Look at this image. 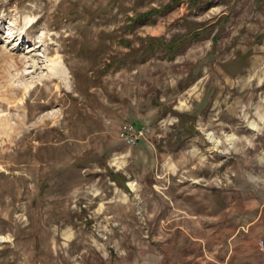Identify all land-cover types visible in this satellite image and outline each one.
I'll return each instance as SVG.
<instances>
[{
  "label": "rangeland",
  "instance_id": "rangeland-1",
  "mask_svg": "<svg viewBox=\"0 0 264 264\" xmlns=\"http://www.w3.org/2000/svg\"><path fill=\"white\" fill-rule=\"evenodd\" d=\"M256 222L264 0H0V264H264Z\"/></svg>",
  "mask_w": 264,
  "mask_h": 264
},
{
  "label": "built area",
  "instance_id": "built-area-1",
  "mask_svg": "<svg viewBox=\"0 0 264 264\" xmlns=\"http://www.w3.org/2000/svg\"><path fill=\"white\" fill-rule=\"evenodd\" d=\"M151 128L147 125H136L132 122L121 124L118 136L129 145H135L139 141L148 140L151 136ZM260 247L264 251V238L260 240Z\"/></svg>",
  "mask_w": 264,
  "mask_h": 264
},
{
  "label": "crops",
  "instance_id": "crops-1",
  "mask_svg": "<svg viewBox=\"0 0 264 264\" xmlns=\"http://www.w3.org/2000/svg\"><path fill=\"white\" fill-rule=\"evenodd\" d=\"M261 235L262 236L264 235V224L261 223V222H256L252 226V228L250 230V234H245V235L242 236V237H244V236L245 237H244L243 240H241V243L244 244V246L247 247L250 250H253V251H258L259 250V252H261L264 255V251L260 247V239L264 238V237H261ZM241 247H242V245H241ZM223 257H225V256H223ZM250 262L253 264L251 259H250ZM222 263H225V262H222ZM230 263L231 264H241L242 260L240 261V263L238 261H237V263H234V262H230Z\"/></svg>",
  "mask_w": 264,
  "mask_h": 264
},
{
  "label": "trees",
  "instance_id": "trees-1",
  "mask_svg": "<svg viewBox=\"0 0 264 264\" xmlns=\"http://www.w3.org/2000/svg\"><path fill=\"white\" fill-rule=\"evenodd\" d=\"M137 125H142V124H137ZM123 142H124V141H123ZM139 142H143V140H142V141H139ZM139 142H138V143H139ZM138 143H137V144H138Z\"/></svg>",
  "mask_w": 264,
  "mask_h": 264
}]
</instances>
